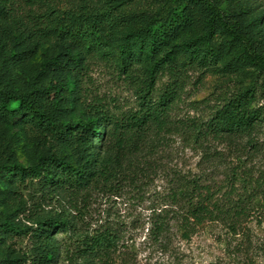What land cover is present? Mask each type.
<instances>
[{"label":"trees","instance_id":"trees-1","mask_svg":"<svg viewBox=\"0 0 264 264\" xmlns=\"http://www.w3.org/2000/svg\"><path fill=\"white\" fill-rule=\"evenodd\" d=\"M80 1L69 11L50 6L37 29L14 31L0 25V183L9 182L6 190L0 185V264H22L8 242L15 234L30 232L35 238L31 263L52 264L58 254L53 233L70 225L58 215L29 210L20 184L37 182L46 194L59 188L79 190L120 175L122 157L112 154L106 140L121 146V127L126 126L83 99L91 57L113 60L122 71L144 70L148 111L138 118L140 128L146 120H162L166 107L182 97L190 72L221 68L236 74L253 68L264 93V0ZM6 13L0 1V14ZM45 45L41 60L34 61ZM165 74L171 82L153 103L157 81ZM255 101L253 88L240 90L215 112L208 130L219 137L253 132L264 123V106L255 107ZM8 120H20L34 133L29 166L20 161ZM174 177L177 209L156 223L160 236L172 220L188 234L216 213L211 187L202 177L181 172ZM97 242L103 250L112 244L104 235Z\"/></svg>","mask_w":264,"mask_h":264},{"label":"rangeland","instance_id":"rangeland-1","mask_svg":"<svg viewBox=\"0 0 264 264\" xmlns=\"http://www.w3.org/2000/svg\"><path fill=\"white\" fill-rule=\"evenodd\" d=\"M0 1L7 12L0 14V25L14 31L42 27L41 15L50 6L69 11L81 2ZM2 32L0 28V37ZM47 49L43 46L34 61H40ZM89 62L83 99L126 126L121 127V146H113L110 137L106 140L112 154L122 157L123 166H118L120 175L75 191L59 188L45 194L37 182L17 187L29 210L58 215L70 223L67 231L53 233L58 254L52 264H264V123L232 137L208 130L215 112L242 89L253 88L254 106H264L260 75L253 68L236 74L221 68L190 72L182 97L166 107L162 120H146L140 128L138 118L148 111L144 70L137 66L122 71L99 55ZM169 82L167 74L160 75L153 103ZM72 115L79 119L77 112ZM6 125L16 138L21 163L31 165L34 133L20 120H8ZM175 172L202 177V183L211 187L216 213L188 234L172 220L169 231L160 236L156 223L177 209L172 200ZM8 184L0 183L5 190ZM21 217L25 222L24 214ZM103 235L112 242L106 250L97 246ZM34 240L32 232L9 240L22 264H32Z\"/></svg>","mask_w":264,"mask_h":264}]
</instances>
